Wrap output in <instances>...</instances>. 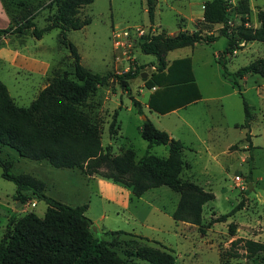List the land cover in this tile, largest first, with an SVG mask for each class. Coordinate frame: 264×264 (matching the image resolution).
<instances>
[{
    "label": "rangeland",
    "instance_id": "rangeland-1",
    "mask_svg": "<svg viewBox=\"0 0 264 264\" xmlns=\"http://www.w3.org/2000/svg\"><path fill=\"white\" fill-rule=\"evenodd\" d=\"M0 1L13 27L28 19L40 29L55 11L54 6L48 5L50 0ZM205 1L208 0H152L153 24L157 27L148 24L147 14L143 11L145 0H94L79 9L78 18L89 19L90 22L80 30L68 31L65 38L75 47L80 65L98 74H119L129 67L143 66L140 72L145 75L142 78L140 74L129 81L128 92H124L115 81H109L98 88L88 100V106L83 108L98 123L101 145L108 146L111 155L130 148L136 161L147 150L146 142L138 134L143 119L129 99L131 96L140 104L146 103L149 90L145 89L143 79L154 70L151 66L155 63L154 57L139 51L140 38L147 32H163L171 36L181 29L188 33L199 29L205 34L218 35L219 25L205 27L195 18L190 20ZM238 1H230L228 35H232L241 17L236 10ZM246 2L249 9L247 25L255 27L256 13L264 9V0ZM156 4L158 7L155 9ZM57 35V30H51L39 40L31 38L28 32L0 39V83L17 107H27L54 76L70 72L72 60L68 50L59 44ZM224 45L225 39L219 37L209 45L196 44L192 56L188 54L193 46L164 54L167 64L178 55L190 58L200 98L175 115L166 113L158 121L149 119L154 127L182 141L184 166L181 181L195 184L211 197L201 207L202 233L196 226L172 221L170 215L179 193L167 187L146 192L142 196L144 201L135 200L127 211L115 215L111 206L97 197L94 188L86 184L87 180L101 178L107 173L105 166L100 167L96 175L86 177L78 170L56 169L44 162L20 158L13 150L1 145L0 158L9 162L11 173L27 174L46 182V196L72 207L86 204L85 216L95 230L93 232L90 228L91 233L115 250L124 264H146L126 256L132 249L131 241L135 245L151 247H157L152 242L159 243L172 252L174 264H264L258 257L245 258L239 246L230 244L234 239L264 241V78L247 75L239 82L242 97L251 107L249 132L252 147L249 148L244 140L246 131L241 127V98L223 79L214 58ZM257 58L264 60V43H243L226 56L225 67L232 73ZM145 103L144 106L141 104L144 115L149 111ZM113 112L116 113L115 128L118 129L111 138L107 127ZM147 151L159 158L166 156L163 146H152ZM236 175L242 181V188L234 183ZM248 184L251 185L250 190ZM13 193V184L0 178V238L12 214L18 218L32 212L41 218L46 208L45 203L38 200L20 205L14 200ZM128 200L134 201V198L129 197ZM240 201L242 206L234 215L224 222H211L219 215L230 212ZM229 224L234 226L233 235L228 232ZM113 230L125 234L109 235L108 232ZM231 253L237 256L230 257Z\"/></svg>",
    "mask_w": 264,
    "mask_h": 264
},
{
    "label": "trees",
    "instance_id": "trees-1",
    "mask_svg": "<svg viewBox=\"0 0 264 264\" xmlns=\"http://www.w3.org/2000/svg\"><path fill=\"white\" fill-rule=\"evenodd\" d=\"M94 0H50L54 13L48 17L47 24L37 29L28 19L25 23L13 27L10 22L0 29V39L14 34H24L39 40L44 33L58 31V42L68 50L72 60L70 72L54 76L41 89L27 107H17L9 96L5 86L0 83V145L13 150L20 158L45 162L56 169L78 170L82 175H96L100 167L108 170L101 178L129 190L132 198H139L145 192L159 187H167L179 193L178 201L170 217L173 222H184L196 226L203 232L201 207L210 200V195L201 188L180 179L183 169L182 143L170 138L168 134L153 126L143 114L139 101L129 96L131 106L139 116H144L138 134L146 142V149L163 146L164 158L145 153L135 161L134 151L130 148L122 153L111 155L108 146L101 145V132L83 108L94 96L99 87L109 81H115L124 92H128V82L141 74L140 67H129L127 71L115 73H92L79 63L75 47L66 40L68 31L80 30L89 24V19H79L77 14L82 6ZM231 0H208L202 5L199 24L205 27L219 25L218 35L202 33L196 29L190 33L179 31L175 35L163 32H147L138 43L139 51L153 56L154 70L143 79L146 90L151 91L146 100L149 112L159 115L183 108L199 100L200 95L191 72L190 58L183 57L164 60L167 52L182 48H191L194 44H212L219 37L225 39L221 52L215 61L220 72L237 95L241 98L243 120L241 127L246 131L244 140L251 148L249 127L251 114L249 105L242 97L240 81L247 75L264 78V60L257 58L234 72H228L225 58L240 44L248 42L264 43V9L256 13L257 26H244L249 13L246 0L237 3L240 14L239 23L227 34L228 10ZM148 22H153L152 0H145ZM116 113L113 112L107 127L108 136L116 135ZM0 178L14 186L13 197L16 203L24 205L30 200L43 201L46 205L43 216L32 212L16 217L12 214L0 238V264H124L115 250L103 239L94 237L90 231L91 221L85 216L87 205L69 206L45 195V185L41 180L27 174L10 172L8 161L0 158ZM249 179V175H247ZM242 206L241 201L228 213L219 215L212 223L224 222ZM230 235L234 226L228 225ZM105 234V233H104ZM109 235L125 234L123 231H110ZM157 247L135 245L126 256L146 262V264H174L172 252L157 242ZM128 244V243H126ZM231 246H239L245 258L258 257L264 262V241L234 239ZM236 257V253L229 254Z\"/></svg>",
    "mask_w": 264,
    "mask_h": 264
},
{
    "label": "crops",
    "instance_id": "crops-1",
    "mask_svg": "<svg viewBox=\"0 0 264 264\" xmlns=\"http://www.w3.org/2000/svg\"><path fill=\"white\" fill-rule=\"evenodd\" d=\"M153 3H154V1H153ZM202 5H203V3L200 4V8L197 11V14L191 15V18H190L191 21H192L193 18H195L196 20H200L201 19V15H202ZM157 7H158V4L155 5V9ZM153 8H154V6H153ZM143 11L146 13V7H144ZM153 16H154V11H153ZM153 23H154V18H153L152 24H150V23H148V24H149V26H153V27L156 26L157 27V25H154ZM8 24H9V18H8L7 14L5 12V9L3 8L2 3L0 1V29L6 28L8 26ZM181 31H183V29H181ZM195 45L196 44L193 45L192 50L189 51L190 54H188V55H190V56L193 55V49L195 48ZM183 53L184 52H182L181 54L184 55ZM216 55L217 54L214 55V58H216ZM178 57L180 58L179 55H178ZM178 57H175L172 60L178 59ZM190 63H191V61H190ZM190 66H191V64H190ZM191 72L193 73L192 68H191ZM150 92L151 91H149V93ZM149 93L147 92V94H149ZM144 103L145 102H142L141 104H143V106H144ZM193 103H195V102H193ZM193 103H191V104H189V105H187V106H185L183 108H179V109L173 110L172 112H169L167 114H174L175 115L180 110H183V109L188 108ZM145 108H146V105H145ZM167 114H164V115H167ZM145 116L147 118L150 117V118H148V120L151 119V118H155L158 121V118L160 116H162V115L156 114L155 112H149L148 111L147 113H145ZM139 127H138V129H139ZM250 138H251V135H250ZM177 140H179V139H177ZM180 142L182 143V141H180ZM250 143H251V141H250ZM108 145H109V143H108ZM251 146H252V144H251ZM39 166H41V165H38V167ZM35 171H37V170H35ZM86 182H87L86 184H88V185H90V186H92L94 188L95 194H96L97 197H99L101 200L105 201L106 204H108L109 206H111L112 211H113V213L115 215H118L121 211H127L129 209V206H132V204L135 203V200H136V202H142V201H144L142 196L146 192L141 197H139L137 199L134 198V201H129L128 199H129V197H131V194H130V192L128 190H126V189H124V188H122V187H120V186H118L116 184H113L111 182H108L107 180H104V179H101V178H98V177H94V178H91V179L87 180ZM43 183L45 185V191H47L48 186H47L46 182H43ZM148 191H150V190H148ZM61 203H63V202H61ZM113 231H117V230H113ZM129 233H133V232H129ZM133 234H135V233H133ZM135 235H138V234H135ZM138 236H140V235H138ZM141 237L145 238L144 236H141Z\"/></svg>",
    "mask_w": 264,
    "mask_h": 264
},
{
    "label": "built area",
    "instance_id": "built-area-1",
    "mask_svg": "<svg viewBox=\"0 0 264 264\" xmlns=\"http://www.w3.org/2000/svg\"><path fill=\"white\" fill-rule=\"evenodd\" d=\"M227 25L228 26L230 25L229 21H227ZM244 26L248 27L247 23H245ZM124 34H126V33H124ZM233 180H234V183L236 184V186H238L239 188H242L243 187L242 181L239 178V176H237V175L234 176L233 177ZM31 206L33 207L34 206V203H32Z\"/></svg>",
    "mask_w": 264,
    "mask_h": 264
},
{
    "label": "water",
    "instance_id": "water-1",
    "mask_svg": "<svg viewBox=\"0 0 264 264\" xmlns=\"http://www.w3.org/2000/svg\"><path fill=\"white\" fill-rule=\"evenodd\" d=\"M140 77L144 78V77H145V75L141 74V76H140ZM141 119H143V120H144V116H141ZM247 188H248V190H250V189H251V185H250V184H248V187H247ZM91 231H93V232L95 231L93 226H91Z\"/></svg>",
    "mask_w": 264,
    "mask_h": 264
}]
</instances>
